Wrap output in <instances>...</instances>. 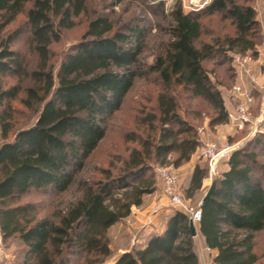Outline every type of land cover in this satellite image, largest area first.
Returning <instances> with one entry per match:
<instances>
[{
    "label": "trees",
    "instance_id": "obj_1",
    "mask_svg": "<svg viewBox=\"0 0 264 264\" xmlns=\"http://www.w3.org/2000/svg\"><path fill=\"white\" fill-rule=\"evenodd\" d=\"M86 1L0 0V231L3 241H21L22 264H68L72 257L77 264H104L110 259L109 229L155 190L150 164L177 169L199 148L196 127L184 116L182 101L205 103L210 125L228 121L221 92L204 62L220 52L227 57V52L253 50L259 31L254 0H210L194 11H184L175 0L167 14L169 39L147 66L155 90L146 98L154 105L134 118L136 131L122 135L132 146L118 158L119 166L110 163L99 176L78 179L105 138L107 122L144 74L137 67L144 31L125 26V33L108 16L97 15L54 75L49 46L59 34L52 16L64 26L65 19L85 9ZM217 13L231 21L233 33L221 43L203 41V20ZM19 15L25 18L29 48L37 57L34 70L12 49L17 32L3 36ZM7 76L17 82L4 87ZM24 78L32 84L23 87ZM14 103L37 113L31 125L15 127ZM250 144L261 143L256 138ZM260 152L261 160L247 146L233 150L216 173L214 193L203 202L204 195L199 198L197 231L215 251V264L258 263L254 240L264 230V145ZM206 176L207 163L197 159L185 197L201 191ZM74 185L77 197L55 212L43 213L40 201L28 199L47 191L60 196ZM112 264H199L188 214L173 209L160 233L117 254Z\"/></svg>",
    "mask_w": 264,
    "mask_h": 264
},
{
    "label": "rangeland",
    "instance_id": "obj_2",
    "mask_svg": "<svg viewBox=\"0 0 264 264\" xmlns=\"http://www.w3.org/2000/svg\"><path fill=\"white\" fill-rule=\"evenodd\" d=\"M163 5L160 6V0H87L85 9L78 15H72L63 21L64 26H58L59 18L52 16L55 30L59 34L58 39L53 41L49 46V64L54 70V75L58 70L65 55L71 51V47L79 42L87 27L88 21L97 15H105L112 21L114 28L128 33L125 26L139 27L144 31V40L142 52L138 58L137 67L144 72L143 77L137 78L133 89L125 98L122 109L115 113L107 122V132L105 138L100 142L97 150L87 161L84 169L78 175V179H90L99 176V171L106 168L110 163H118L119 157L126 155L127 147L132 143H126L122 135L127 131L135 130V117L141 116V111H150L154 105L152 99L146 97L154 92L153 84L154 75L146 74L147 66L153 61L155 55L159 52L164 43L169 39L167 16L175 0H161ZM184 11L188 10L189 0H179ZM253 5L256 12V18L259 23V31L255 37V47L245 54L251 57L252 69L258 76V83L264 81V0H254ZM29 6V5H27ZM204 29L201 39L212 42L215 39L223 40L225 35L233 33L231 21L215 14L203 20ZM60 25V24H59ZM62 25V24H61ZM17 32V38L12 45V49H18L24 56L29 70L36 69L37 57L29 48V32L25 24L23 15H19L14 22L9 24L3 33V36L13 35ZM217 47V46H216ZM220 48V47H218ZM233 52H227V57L215 54L211 60L204 62L205 69L209 72L211 81L221 92L223 101L227 109L232 110L237 102L229 97L231 88L235 82L234 68L232 62ZM17 82L14 76L3 78V83L8 87ZM23 87H28L32 81L28 78L23 79ZM238 100V99H237ZM184 116L195 125L197 137L199 140L198 147L206 141L213 142L219 147L229 146L235 149L247 146L248 149L254 150L262 159L260 147L264 145V93L259 87L253 91V102L248 107V113L252 123L246 125L241 130H236L232 123L227 121L225 124L210 125V112L205 103L196 100L182 101ZM16 109L15 127H27L31 125L37 116V113L27 110L23 106L14 103ZM141 131V129H140ZM138 133V132H136ZM259 139L258 147L248 145L253 139ZM2 142L0 137V143ZM197 159H200L195 154ZM202 160V159H201ZM226 161L218 163L217 172L223 169ZM203 164H206L202 160ZM151 173L156 182L155 190L144 196L140 206L131 208L130 215L114 224L108 231L109 246L112 250V257L104 264H112L113 259L119 253L121 247L138 243L142 232V225L149 223L160 224L165 220V209L170 211L175 209L170 204L167 197L163 195L161 183L156 176L154 169L158 164L151 163ZM178 177V183L181 188L182 197L189 206L195 207L201 194L205 191H199L194 197L187 198L183 189L186 185L188 176V166L184 164L179 169H174ZM216 176V175H214ZM207 177V188L210 184L211 177ZM206 188V190H207ZM78 192L74 185L68 192L56 196L53 192L33 194L28 199L40 201L44 207L43 213L48 214L63 209L67 204L77 197ZM160 212V214H158ZM7 252L10 254V260L4 264H22L24 260L25 248L18 238H11L3 241ZM255 252L259 260L257 264H264V230L255 234ZM72 257L68 264H77V260ZM29 264H32L31 262Z\"/></svg>",
    "mask_w": 264,
    "mask_h": 264
},
{
    "label": "built area",
    "instance_id": "obj_3",
    "mask_svg": "<svg viewBox=\"0 0 264 264\" xmlns=\"http://www.w3.org/2000/svg\"><path fill=\"white\" fill-rule=\"evenodd\" d=\"M210 0H189L188 10L194 11L202 9ZM235 82L231 88L229 97L233 98L237 104L232 110L227 109L228 122L230 121L236 130L243 129L246 125L252 123L248 113V107L253 102V91L259 87L264 93V81L258 83V76L255 75L252 69L251 57L247 54H234L232 56ZM238 99V100H237ZM234 148L225 146L219 147L213 142H203L198 150L197 155L200 159L207 163V175L212 177L217 173L218 163L227 161ZM154 172L161 182L163 195L167 197L171 205L181 209L188 214L189 221L196 225L201 219L200 203L195 207L185 203L180 191L178 177L171 165H158ZM205 250H209L205 247ZM10 260V254L7 252L2 234L0 231V264ZM202 264H215L212 260L206 259L202 255Z\"/></svg>",
    "mask_w": 264,
    "mask_h": 264
},
{
    "label": "crops",
    "instance_id": "obj_4",
    "mask_svg": "<svg viewBox=\"0 0 264 264\" xmlns=\"http://www.w3.org/2000/svg\"><path fill=\"white\" fill-rule=\"evenodd\" d=\"M196 152L193 154L191 160L186 163V166H188V176L186 177L187 178L186 185L188 184L189 177L191 175L193 166H194L195 162L197 161V157L195 156ZM224 168H225V164H224L223 169ZM177 169H179V168H177ZM207 182H208L207 177H205L202 181V190L201 191H203L205 189V191L202 193V196L206 192ZM171 212H172V210L170 211L169 209H165V213H164L165 220L160 224H156V223L154 224L152 222V223H149L147 225L146 224L142 225L141 226L142 227L141 228L142 229L141 236H140V239H138L137 244H143L145 242V240L150 235L155 234V233H160L163 230L166 219L171 214ZM158 214H160V212ZM194 227H195V231H196V234L194 236V238H195V249H196V253H197L198 258H199V264H202V255L204 258L211 260L212 257L215 255V251H213L211 249L205 250V247H207V246L205 245L203 238L199 235V233L197 231V225H194ZM129 246L127 245V246L121 247L119 250V253H122L124 251L129 250L130 249Z\"/></svg>",
    "mask_w": 264,
    "mask_h": 264
},
{
    "label": "water",
    "instance_id": "obj_5",
    "mask_svg": "<svg viewBox=\"0 0 264 264\" xmlns=\"http://www.w3.org/2000/svg\"><path fill=\"white\" fill-rule=\"evenodd\" d=\"M215 184H216V176H212L211 177V181H210V184L202 198V202L205 201L208 197H210L213 193H214V190H215ZM189 229H190V232H191V235L192 236H195L196 234V231H195V227H194V224L192 223V221H189Z\"/></svg>",
    "mask_w": 264,
    "mask_h": 264
}]
</instances>
